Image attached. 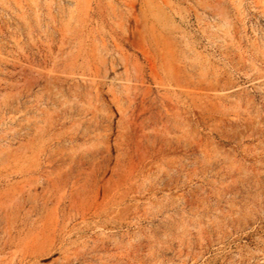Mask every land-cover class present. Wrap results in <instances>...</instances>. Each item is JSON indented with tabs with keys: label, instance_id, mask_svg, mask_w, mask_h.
Here are the masks:
<instances>
[{
	"label": "rangeland",
	"instance_id": "374dc122",
	"mask_svg": "<svg viewBox=\"0 0 264 264\" xmlns=\"http://www.w3.org/2000/svg\"><path fill=\"white\" fill-rule=\"evenodd\" d=\"M0 264H264V0H0Z\"/></svg>",
	"mask_w": 264,
	"mask_h": 264
}]
</instances>
